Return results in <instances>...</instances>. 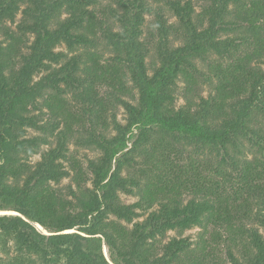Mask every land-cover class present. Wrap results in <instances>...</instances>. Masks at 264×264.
Masks as SVG:
<instances>
[{
  "label": "trees",
  "instance_id": "obj_1",
  "mask_svg": "<svg viewBox=\"0 0 264 264\" xmlns=\"http://www.w3.org/2000/svg\"><path fill=\"white\" fill-rule=\"evenodd\" d=\"M97 1L28 0L22 9L23 0H0V252L9 256L2 264H264L255 227L264 228V0H204L206 22L195 19L192 0H155L179 27L157 14L162 38L151 70L143 39L149 0H116L104 18L91 9ZM19 14L17 36L8 23ZM229 32L252 52L226 66L216 61L206 77L197 61H227L239 49L222 40ZM37 74L44 75L35 81ZM202 78L217 83L215 96H192ZM182 81L186 105L178 108ZM30 129L43 136L28 137ZM243 141L263 158L239 157ZM72 142L100 156L84 166L70 155ZM191 147L210 159L183 164ZM121 194L138 199L125 204ZM210 224L226 233L218 236L224 261L189 238L160 241Z\"/></svg>",
  "mask_w": 264,
  "mask_h": 264
},
{
  "label": "rangeland",
  "instance_id": "obj_2",
  "mask_svg": "<svg viewBox=\"0 0 264 264\" xmlns=\"http://www.w3.org/2000/svg\"><path fill=\"white\" fill-rule=\"evenodd\" d=\"M193 4L195 6V19L198 20H202L206 22L205 19V15H204V11H203V7L204 5L206 6V3L204 0H192ZM23 4H22V9L26 7L28 0H23ZM118 5L116 4V0H98L96 6H93L91 9L94 10L96 13L100 14V18H104V16L101 15H108V10L111 8H117ZM149 8H150V12H148L145 16L146 18V22H145V26H144V36L143 39L149 44L151 45V51H150V55L147 59V64H148V68L149 70H151L154 66H156L158 64V57H157V51H156V46L158 45V43L161 40V34L159 31V24H158V18H157V14L161 13L165 19L167 20V25L169 26H173L175 29H178L179 27V21L176 18V16L174 15V13L169 9V7L162 1H155V0H149ZM65 17V16H64ZM22 19V14H19L16 20V23H8L9 28L11 29V31L19 36L21 34V31H18L17 29V25L20 23ZM205 19V20H204ZM204 22V23H205ZM239 34L237 33H233V32H229L227 34H223L222 35V40L225 39H232L235 40L238 44H240L239 49L236 52H233L234 57L233 58H228L227 57V61L223 60L221 57H219L218 55H214L212 56V59L210 60V63H204L201 61H197V68L199 71H201L202 73L205 74L206 77H208L209 75V69L211 68V66H213L214 63H216V61H220L224 66H226L227 64L232 63L231 60L233 61V59L239 58V57H244V55H247L249 53L252 52L251 49V45H250V41L247 43L244 42V40H241ZM171 42L173 43L174 47H178L182 45V38L180 36V34L178 35H174L171 34L170 36ZM29 40L32 41L31 36L29 35ZM59 51H63L65 53H69V51L67 50V48L65 46H60V48L58 49ZM109 50H104L102 49L101 55L105 58V60H111V54L109 53ZM225 61V62H224ZM44 74H37L35 76V81L39 80ZM204 78H202L199 81V86L197 88H195V91L192 93V96L194 97H198V95L201 94V96H203L204 98L208 99L210 97V95L215 96L217 92H215V86L217 85V83L215 82V84H212L210 82H204L203 81ZM129 87L132 88V84H129ZM178 93H179V98L176 101V106L178 108L183 107L184 105H186V100L184 98L185 95H187V88H186V84L185 82H179L178 83ZM132 96L136 99L138 97V92L137 90H133L132 92ZM45 114H47V111H44ZM43 113V114H44ZM44 114V115H45ZM117 115H118V120L122 123L125 124L127 123V113L125 111L124 108H117ZM46 120L48 118V116H43ZM47 123V121H46ZM259 124L260 126L264 129V119L263 118H259ZM28 137H34V136H43V134L41 132H37L35 130H28ZM50 142L53 143L54 139L51 138ZM48 149L47 146H43L41 151L39 152V154L33 156L30 159L31 163H36L37 161H39L41 159L42 153ZM69 150H70V155L72 157H76L77 159H79L84 166L87 165V161L90 159H96L100 156V152L97 151L96 149H87V148H81L76 146L73 142L69 144ZM239 157L246 159V161L249 162H253L256 157H258L259 159H262L263 156L259 155L258 153L255 152V150L250 146V144L247 141H243L242 143L239 144ZM255 153V154H254ZM172 158H176V159H180V157H176L172 155ZM195 164H202L204 161L210 159L209 158V152L208 151H204V152H198L196 150L195 147H191L188 149V152L184 155V161L182 162L185 165H188L192 162ZM205 164L201 165L199 167V170L201 173H203L204 175H210L211 171L209 170V168L206 166H204ZM140 168H145L144 165L141 163V165L139 166ZM139 168V169H140ZM138 169V170H139ZM138 170H135L134 173H136L137 175H139ZM69 184V180L66 179L63 182V186H66ZM137 197L135 196H131V195H126V194H121V200L123 203L125 204H131L137 201ZM5 214H10V213H3V215ZM146 216L138 219V220H143ZM115 219V218H113ZM124 225H126L127 227L131 228L132 225H128L125 222H123ZM254 225V224H253ZM255 227H258V229L260 230V232L264 235V228L258 226L255 224ZM40 230H42L41 227H39ZM219 235H226L225 231L222 230L221 228L215 226L214 224H210L208 225L207 229H203L200 228L198 226L193 227L189 230L186 231H170L167 233V236L164 239H160V241H162L163 244L169 242L171 239L173 238H189V240L193 243V248L194 249H198L199 247L206 245V246H212L215 253L218 255V258L221 259L222 261L227 259V247L226 245H224L221 242H218V236ZM219 243V244H218ZM198 246V247H197ZM1 250V249H0ZM0 264L4 263V261H7L9 259V256L7 258V256L0 252ZM104 254L106 256V258L109 259V252L108 249L106 247H104Z\"/></svg>",
  "mask_w": 264,
  "mask_h": 264
}]
</instances>
